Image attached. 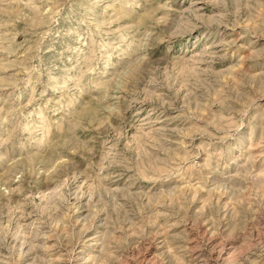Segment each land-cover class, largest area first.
Wrapping results in <instances>:
<instances>
[{
	"label": "rangeland",
	"instance_id": "1",
	"mask_svg": "<svg viewBox=\"0 0 264 264\" xmlns=\"http://www.w3.org/2000/svg\"><path fill=\"white\" fill-rule=\"evenodd\" d=\"M0 264H264V0H0Z\"/></svg>",
	"mask_w": 264,
	"mask_h": 264
}]
</instances>
